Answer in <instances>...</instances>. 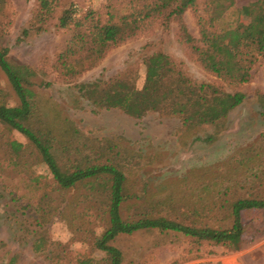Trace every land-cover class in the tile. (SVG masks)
Listing matches in <instances>:
<instances>
[{"label": "trees", "instance_id": "1", "mask_svg": "<svg viewBox=\"0 0 264 264\" xmlns=\"http://www.w3.org/2000/svg\"><path fill=\"white\" fill-rule=\"evenodd\" d=\"M59 1L39 0L22 36L42 32ZM131 1L149 2L137 14L116 20L111 15L105 23L94 12L78 18L72 6L63 9L58 27L72 29V34L55 57L54 72L62 79L77 78L94 68L109 49L134 37L142 20L152 18L161 19L164 28L175 22L181 42L191 48L202 67L233 86L249 83L253 68L264 65V0L254 3L256 23L245 26L239 22L243 9L237 10L233 26L219 25L234 0H205L203 14L197 16L198 40L188 34L183 20L188 9L197 11L198 0ZM5 4L0 0V16ZM7 54L8 49L0 48V70L18 104L9 107L0 103V124L29 143L25 146L8 139L6 144L10 169L22 175L25 192L29 190L30 203L22 206L23 210L30 208L37 225L43 227L60 211L69 190L82 189L60 214L74 235L85 238L80 242L90 251L75 253L69 244L58 243L49 253L51 264H123V253L113 242L140 231L178 234L229 251L241 249L246 237L244 217L264 213V131L224 160L193 167L153 192L137 184L142 181L147 159L142 151L121 136L92 138L67 116H51L33 91L37 71L10 61ZM142 64L141 88L136 87V72L130 70L106 81L79 85L81 96L95 109H118L134 119L149 112L175 116L185 146L199 141L212 145L227 129L230 113L246 98L239 91L230 93L221 86L195 82L162 52L146 56ZM256 99L264 118V93H257ZM206 128L211 132L200 137ZM31 157L47 167L51 178L31 172ZM128 206L131 213L127 214ZM67 209L71 212L65 213ZM89 215L99 219L100 233L88 228ZM46 242L45 232L39 231L32 242L34 251L45 252ZM95 253L101 256L95 257Z\"/></svg>", "mask_w": 264, "mask_h": 264}, {"label": "rangeland", "instance_id": "2", "mask_svg": "<svg viewBox=\"0 0 264 264\" xmlns=\"http://www.w3.org/2000/svg\"><path fill=\"white\" fill-rule=\"evenodd\" d=\"M38 1L5 0L0 16V48L8 49L10 61L31 66L37 71L33 91L51 116H67L92 138L121 136L142 151L147 159L142 166V181L138 185L153 192L161 191L166 181L183 177L193 167L210 166L224 160L236 150L249 146L264 131V118L256 99L257 93H264L263 64L253 68L249 83L233 86L202 67L191 48L181 42L175 22L164 28L161 19L152 18L142 20L135 36L109 49L94 68L73 80L62 79L52 65L72 34V29L58 27V17L63 9L72 6L78 18L94 12L105 23L111 15L116 20L122 15L137 14L149 1L60 0L53 18L42 32L30 31L27 37H23L22 33L28 29ZM204 1L198 0L197 11L188 9L183 17L188 34L195 40L200 38L197 16L203 14ZM256 2L234 0V6L226 12L224 23L219 25L233 26L240 9H243L240 24L256 23L257 12L253 7ZM157 52L168 55L178 69L197 83H210L223 87L227 92L239 91L246 95L244 102L230 113L227 129L212 145L200 141L187 146L181 143L180 120L175 116L149 112L141 119H134L118 109H95L81 96L79 85L106 81L130 70L136 72V87L141 88L144 80L142 60ZM0 103L9 107L18 104L1 70ZM209 132L211 129H204L200 137ZM8 139L29 145L20 133L7 131L0 124V264H51L48 256L58 243L69 244L75 253L89 252V246L80 242L85 238L74 235L60 214L66 203L74 201L82 189L76 187L69 190L60 211L39 227L31 209L22 208L30 203L29 190L25 192L26 183L22 175L10 169L11 155L6 147ZM29 162L31 172L51 178L47 167L39 164L37 158L31 157ZM133 181H136L135 177ZM70 212L67 209L65 213ZM128 212L131 213L129 206L125 208V213ZM244 219L246 237L239 251H229L221 245L198 244L178 234L155 230L120 236L113 245L123 253V264H264V213H251ZM88 222V228L101 232L95 215H89ZM39 231L45 232L47 245L45 252L37 253L32 242ZM94 256L101 254L95 253ZM67 264L74 263L69 261Z\"/></svg>", "mask_w": 264, "mask_h": 264}]
</instances>
